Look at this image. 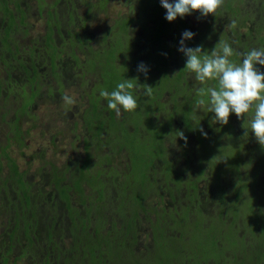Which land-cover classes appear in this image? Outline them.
Segmentation results:
<instances>
[{
  "label": "flooded vegetation",
  "instance_id": "1",
  "mask_svg": "<svg viewBox=\"0 0 264 264\" xmlns=\"http://www.w3.org/2000/svg\"><path fill=\"white\" fill-rule=\"evenodd\" d=\"M28 1L29 0H0V13H3V21L1 22L0 27V54L3 56L1 58V63L3 66L5 61L14 63V68L12 66V68H10L9 64L6 66L7 70H9L6 71V73L10 72L11 77H13V72L22 73L26 77V83L23 86L19 85V91L22 88L26 90L27 86H29V90L34 87L37 88L42 85V80L47 79L49 75L51 77V71L56 70L55 66L60 63L65 64L68 61L67 59L69 58H67V55L65 54L67 48H70L72 56H74L77 52L74 44L89 43L98 46V42L102 40L101 36L95 38L94 36L80 33L79 31L85 29L87 22L92 16H94L96 10L100 11L99 0L96 4L90 3L86 0H34V5H31V0L30 3ZM107 1L109 0H104V7ZM142 1L149 2V0ZM142 1L127 0L125 2L124 6L127 7V11L124 15L120 16L118 24L120 25V22L126 19L128 21L131 19L133 22L125 26L122 31L117 32L119 39L115 40L114 48L109 47L102 54L105 58L104 69L111 70L116 67L118 60L122 58L121 56L125 55L120 49L127 47L129 42L134 49L130 52L132 54L131 56L138 55L137 57L140 61H142L143 57H147V60L149 57L150 59L151 57L156 59L159 56L160 51H157V49L154 50V47L156 48V44L162 45V42L158 41L163 40L166 37L171 39L172 44H176V49H178L181 34L185 30H190L195 33L191 40L185 41L186 46L194 48L200 45L202 46L203 51L209 53L219 40L227 41L237 53L247 52L252 48L264 49V0H224L223 6L218 9L214 15L209 14L206 17H202L199 12H193L191 15H186L183 18L177 17L172 22L167 21L163 16L160 20L158 19L153 22L146 19V22L141 24L135 19L138 18ZM171 2H173V0L170 1V3ZM77 3L83 6V11L81 13L76 6ZM10 6L13 7L14 12H12ZM162 11H164L163 13H166L165 9ZM36 16H44V33L40 40H29V43L32 46L28 47L23 42V39L27 38L29 29L32 26L29 21L32 17ZM232 20L236 21L235 27H231L230 25V21ZM116 22L117 20L115 23ZM135 26L136 28H134ZM145 28L146 32L144 31ZM134 32L136 33L134 34ZM104 35L106 34L104 33ZM129 36L131 40H135V42H127ZM37 42H41L40 53L37 50L38 47L35 46ZM112 42L113 41H111L110 38L105 41L106 44H111ZM218 47L219 45H217V48ZM47 50H49V52ZM141 50L142 53L139 55ZM115 51L117 53H115ZM78 56L83 58L82 55H78L77 53V57ZM168 57H170L168 60L158 64L160 68L165 70L171 67L172 69H175V72L182 70L180 67L176 70V66L184 65L183 58L178 56L177 52H175L174 55H168ZM230 59L235 63H239L241 57L234 54ZM256 67L264 72V66L256 65ZM160 70L162 69H154L151 72H158ZM48 71L50 72L48 73ZM159 73L160 72L157 74L159 75ZM165 74L168 75V73H163V75H159L157 78L160 79L163 76H165L164 78H168ZM68 75L72 82H77L80 88V97L85 101L84 107L79 114V118L82 119L81 115L84 111L94 109L99 113L98 120L101 125L104 122V118L110 116V109L107 107V101L99 96L101 90H96V84L101 80L100 76H94L86 67L77 66L73 71H70L67 76ZM89 76L96 77L97 81L89 83ZM13 78L17 80V78ZM178 78L179 83L177 84V88H182L184 94L176 98L177 103L176 99L172 103L170 102L169 99L171 94L168 91L162 94L152 93L150 96H145L144 91L140 90L141 88H139V85H135L137 93L141 92V95L144 98L138 99L139 105L148 109L146 101L152 99L153 108L151 110L159 109L160 104L163 103L171 108L170 110H173L175 119L180 116V112L186 113L189 116V122H179V127H181L179 129L180 131L184 130L188 141L187 151V148H182V145L179 143L181 153L178 157H182V166L178 168L179 172L176 168V162L174 161L171 162L174 168L173 173L175 174V177L173 176V178L171 176L166 177V175H163L162 173L168 170L162 166L161 168L158 166L157 169H161L160 174L151 173L148 178L156 179L161 184L155 186L152 185L154 187H150L148 194L145 193V190H137L136 192L138 195L145 196V222H148L151 228L156 222L158 223L163 220L164 222L168 221L167 224L169 223L172 225L168 226L169 228L166 227L165 232L168 235V233H171L170 230L174 228V220H179L180 223L183 224V222H185L186 214H190L191 212H194L195 209L199 208L200 210H205L212 217L218 216L220 212L226 213L227 219L223 228H227L228 226H226V224L232 221L231 207L234 209V207L237 206L239 210L238 212L244 214L242 211L243 209L245 210V206L242 205H245V199H247L246 194H248L250 188L253 187V192L257 197L250 198L254 201H251L253 202L251 204L253 205V208L255 207L259 212L261 211L262 215H264V194L261 196L258 192L255 193L256 189L263 190L264 193V160L260 159V157L264 155L258 154V150L263 148V146L257 142L250 128L246 130L247 132H242L243 129L239 126L241 121H243V117L238 119L236 115L232 113L225 126L213 122L214 113L208 112L207 108H202L198 111L194 109L197 101L201 99L200 97L197 99V95L201 89L206 90L208 86H216L218 84L217 81L209 80L206 84H200V82L195 80V75L185 68H183L182 74ZM6 80H8L7 76L5 81L1 80L0 83L1 103H5V99L8 100L9 98V96H5L7 95L5 91L8 92L10 88L18 90L16 88L17 86H15V82L18 80L13 81V79H10L9 83H6ZM171 92L176 94V84ZM202 98L206 103L208 102V96L206 94L202 96ZM91 105L93 107H90ZM250 113L251 114L246 115L248 122H250L251 116L253 115L252 112ZM83 121L84 120H81L82 126ZM174 124L176 125V120ZM228 124H231L232 127H235V130L238 129L241 132L239 137H236L235 134L231 135L230 132H228ZM73 125H77V122H73ZM101 127L103 128V125ZM221 127L223 128V131L219 133ZM200 128H203L204 132L207 133L206 138L202 136L199 131ZM245 133H247V135H245ZM96 136L99 138L98 140H95V135H91L90 133L87 137H84L83 144L89 139L87 142L89 144L88 147L85 148L84 144L81 151L77 152L74 158L71 159L72 161H67L63 166L69 165L68 167L72 171L79 166L84 165L90 167L88 169L89 171L91 169L94 170L95 168L98 170L99 167L97 166V161L101 159L102 154H106L107 149L104 145V148L100 147L101 151L98 153L97 147L102 143L104 144V142L106 143L107 140H105V135ZM211 138L218 139L224 149L228 148L227 145L230 142L234 147L238 148V150L234 148V151H232L235 152L234 155L229 149L226 150L232 155H229L223 149L222 156H227L228 159L231 158L230 156L236 157V155L243 157L240 168L236 170L235 168L232 169L233 167H228L226 163H224L223 158L220 165L216 161H213L211 159L214 153L213 151L218 152L220 150L222 152L221 148L215 144L214 146L207 147L209 160L198 165L197 151L200 152L202 145L199 143V139L202 141L207 140L208 144ZM190 141H193L194 144V147L191 149H189ZM237 142L238 144L236 145ZM174 158H171V160ZM51 166L53 165H50V169ZM75 172L78 176L79 173L77 171ZM19 173L23 174L22 185L30 186L28 191L30 192V199L27 201L26 206L24 205V210L22 203L20 202V191L16 193V188L12 189L11 187V190L9 188L6 192V199H8V202L4 204L5 206L10 205L13 200L18 204L17 207L19 205L21 206L17 208L18 217L16 219L19 223H14L13 225L6 227L8 230L4 233V240L7 241L9 246L8 248H5L4 251H0V264H2V261L4 260H6V264H16V262L22 258H28L27 261L29 264H44L45 260L49 261L50 264H63V259L60 257L59 253L56 250H52V245L55 242L54 239L58 238V235H63L65 237L68 236V238L71 239L72 237L70 235L72 231L70 229L73 230L74 227L79 229L82 221H84L83 225L87 227V223L92 221L89 216L90 214L96 216L94 221H97V224L92 231L87 230V232H93L94 235H102L103 233L100 231L102 226L104 227L105 223L114 219L115 214L112 213L110 208L112 207L111 201L92 199L90 197L83 199V195L80 198L78 195L74 194L73 189L69 190L66 187H62L66 190H62V192L66 197L67 210L63 203L57 202L58 206L54 205V203H56L54 200H60L58 191L55 190V186H58V183L59 186H73L70 183L67 184L66 181L60 182L58 177L61 176L58 174H55V179H53L50 172L43 174L39 169L38 175L46 177L44 181L42 180V182L45 183L44 186L51 187L50 193H47L41 191L40 187L33 192L34 189L32 183L26 178L28 171L19 170ZM199 173L202 178H199ZM247 175H249V177H247ZM214 177H217V179L213 182L212 178ZM99 179L102 182H106L105 177L100 176ZM243 182H245V184ZM85 184L83 186H88ZM200 184H202V186H200ZM218 184L220 185L217 186ZM234 184H237L238 186H235ZM261 184L262 186H259ZM111 185L112 184H107L105 186ZM219 188L224 190L226 196L219 191ZM247 190L248 192H246ZM11 191L15 198L11 197ZM180 196L187 199L189 206L183 208V199L178 200V197ZM199 196H203L201 198L204 200L203 207L198 206L200 202L198 200ZM72 201H74L76 205L75 207L72 206ZM147 201L151 202V206L146 204ZM49 202L53 204H50ZM85 203L87 204V207L84 206ZM257 203L258 205H261L258 208L256 206ZM176 204H179L178 210H176ZM51 206L55 207L56 216L54 215ZM99 206L102 207V210L100 211L98 210ZM60 208H63L65 211L62 212V216H65L68 219V224L65 230L59 226L57 222V211L58 209L60 210ZM176 216L179 218H176ZM16 225L17 227H15ZM137 226L138 225H136V227ZM150 228L148 232L149 237L147 236L148 238H151ZM39 229H42V231H39ZM255 232L256 231H253V233ZM244 233L245 231L241 230L240 234ZM137 236L139 237L138 233ZM213 240L216 239L211 237V241ZM247 240H249V238L244 234L243 241ZM19 243L21 245H19ZM150 244L148 242L145 246L150 248ZM58 245L57 248H59L62 253L68 248V246L62 247L61 245ZM139 246L136 247L139 248ZM14 247L19 248L20 252L18 257L14 256L10 259ZM146 247L140 249H146ZM242 250H245V248H230L226 251L225 256H228L230 252H237L243 256L238 264H247L250 257L249 259L246 258V254ZM69 256H71V254L68 255V257ZM221 258L222 256H220L219 260ZM224 264L233 263L227 261Z\"/></svg>",
  "mask_w": 264,
  "mask_h": 264
},
{
  "label": "trees",
  "instance_id": "2",
  "mask_svg": "<svg viewBox=\"0 0 264 264\" xmlns=\"http://www.w3.org/2000/svg\"><path fill=\"white\" fill-rule=\"evenodd\" d=\"M149 3L150 9L147 10V13L143 9L141 21L145 19V23L147 18L153 22L158 19L160 20L163 16L165 19V13L162 11L164 8L161 6L160 1L149 0ZM144 23L142 22L141 24ZM111 37L112 34H110L109 37L107 35L101 36L102 40L98 42V46L89 43L74 44V47L77 49L74 56H72L70 48H67L65 54L69 59H67L68 61L65 64L60 63L55 66L56 70L51 71V77L49 75V78L52 80L51 83H47L48 86H44L42 83V85L37 88H30L29 91H26L24 88L20 91L12 88H10L8 92L5 91V93H7L6 97L10 95L13 96L15 104L14 107L11 106L6 109L8 113L12 114L9 121H6V125L9 129L6 133L8 135L6 141L7 144L5 146L0 145V163L1 158L4 157L8 169V175L5 178H0V192L2 189L5 191L9 190V187L7 186L8 184L12 189L16 188V193L20 191V202L22 203L24 210L27 201L30 199V192H28L30 186L22 185L23 174L19 173L16 160L10 156L8 151L14 143L19 148L25 146L24 139L27 132L21 129L20 122L31 115V108L37 100H40L43 97H48L47 99L49 101L60 99L62 96V89L67 85L68 80L70 81L69 75L67 76V74L70 71H73L76 66L86 67L90 73L96 77L102 76L101 74L106 73L108 79L105 80L106 89L104 90L109 92L115 90L118 83L114 82L112 79L114 69H104L105 58L102 55L107 48H114L115 40L111 44L105 43V41ZM125 48L120 50L123 51ZM77 53L78 55H82L83 58H80L79 56L77 57ZM115 53L117 52L115 51ZM137 56L134 55L133 58L137 59ZM5 63L6 66L9 64L10 68L14 65L13 62L5 61L4 66ZM158 67L160 69L159 65ZM49 72L50 71H48V73ZM6 76L8 78L6 83H9L10 79L17 81L10 76V72L6 73ZM164 77L165 76L161 77V79H165ZM1 80L5 81V79ZM178 83L176 82V89H179L177 88ZM43 87H45V89L42 91ZM198 97L202 98L201 91L198 93L197 99ZM8 100L5 99V103H7ZM5 106L7 107V104H5ZM90 107L93 106L91 105ZM141 107L143 106L140 105L136 111ZM146 110L150 120H154V123L152 122V126H149V123L144 127V130H141L137 125H127L131 112L121 110V114L117 116L115 111L110 109V116L104 118V122L101 125L98 120L99 113L96 110L90 109L83 112L81 117L82 120H84L82 126L84 132L86 134L90 133L91 135H95V140L99 139L96 135H105V140H107L106 143L104 142L107 149L106 154H102L101 159L97 161V166L99 167L98 170L95 168L94 170L91 169L89 171L88 169L90 167H87L86 165L79 166L73 171L69 169V165H62L60 167L51 166L50 175L53 179H55L54 175L58 174L61 176L58 177L60 182L66 181L67 184L70 183L73 185L59 186V183L57 182L58 186H55V190L58 191L59 198L63 202L60 200H54L56 201L54 205L58 206L57 202L63 203L67 210L66 197L62 192V190H66L62 187H66L69 190L73 189L74 194L78 195L80 198L83 195V199L90 197L92 199L111 201L112 207L110 208L112 213L115 214L112 221H115L120 225L121 232H117L115 236L111 237L104 236L103 234L94 235L93 232H87V227L83 225L84 221H82L79 229H77V227H72L73 230L70 229L72 231L70 235L72 238L68 248L64 250V253L57 248L58 244L55 242L52 245V250H56L59 253L60 257L63 259V264H224L227 261L233 264H238L243 257L241 254L230 252L228 256H225V253L230 248L237 247L242 249V247H244L245 250L242 251L245 252V257L248 259L250 257L247 264H264V215H262L261 211L259 212L255 207L253 208L251 206V208L245 206V215L238 212L239 210L237 206L234 207V209L231 207L232 221L226 224V226H228L227 228H223L227 219L226 213L220 212L218 216L212 217L205 210H200L199 208L195 209L194 212H191L190 214H186L185 222H183V224H181L179 220H174V228H172L176 230L170 228L171 233H168V235L165 232L166 227L171 226V224H167L168 221L164 222V220L158 223L156 222L150 228V239L152 243L150 244V248L146 247V249H140L136 247L139 242L137 236L139 228H137L136 225H140L141 221L146 219L144 215L145 196L138 195L136 192L137 190H145V193L148 194L150 187L161 184L156 179L148 178L149 174L152 173L148 164H151V167L156 164L153 167L156 169L158 166H160V168L161 166L166 168L168 171H164L162 174L166 175V177L171 176L173 178L175 174L173 173L174 168L171 163V158L176 157V142L179 141L180 145H182L181 147L184 149L188 147V141L185 145L183 140L176 137V131H180L179 128H181L179 127V122H189L188 114L180 112V116L175 119L173 110H171V113H165V111H160L159 109L148 111L146 108ZM249 114L251 113L249 112L246 115ZM246 115L239 126L243 129L242 132L250 128V122L247 121L248 119L246 118ZM175 120L176 125L174 124ZM102 125L103 128L101 127ZM72 129V132H75L76 125H73ZM127 131L131 135V138L125 135ZM182 131L184 133V130ZM134 134L141 136V140L138 141L137 138L132 140ZM240 134L241 132L236 129V137H239ZM184 135L186 136L185 133ZM145 137H147V140L144 141V148L139 150L138 145L142 144ZM117 139L120 142H118ZM212 139L213 138L210 139L208 144L207 140L202 141L199 139V143L202 145L201 149L199 148L200 152L197 151L198 165L209 160L207 147L214 146L215 144L221 148L222 152L220 150V152L213 151L214 153L211 158L213 161H216L220 165L223 158L224 163H226L228 167H233L232 169L235 168L236 170L240 168L243 157L236 155V157L230 156L231 158L228 159L227 156H222L224 148L218 139ZM88 140L89 139L84 143L85 148L89 145L87 143ZM228 144L232 145L231 142ZM237 144L238 142L236 145ZM104 145L100 144L99 147H97L98 153L101 151L100 147L104 148ZM236 149L238 150V148ZM187 150L188 148L186 151ZM224 150L229 155L235 154V152L230 151L231 154L228 150ZM258 154L264 155V146L258 150ZM152 157L153 160L150 162ZM260 159L264 160V156H261ZM75 171L79 173L78 176ZM247 173L250 174L249 172ZM100 176L105 177L106 182H102L99 179ZM198 176L199 178H202L200 173ZM216 179L217 177H214L212 178V181L214 182ZM85 183L88 186H83ZM107 184L112 185L105 186ZM219 185L220 184L217 186ZM219 191L226 196L224 190L219 188ZM49 203L53 204L51 202ZM101 208L102 207L99 206L98 210H102ZM52 209L56 216L55 207H52ZM16 223H19V221ZM112 224L113 227L114 222H112ZM15 227H17V225ZM241 230L245 231L244 234L248 236L249 240L243 241L244 234H240ZM201 231L208 233H199ZM253 231L256 232L253 233ZM110 232L111 230L107 235H110ZM194 233L198 238V244H196L198 248L196 251H187L184 249L185 244L183 241H191ZM216 233L220 239H216ZM62 237L63 235H58V239H62ZM211 237H214L216 242H213V245L210 247L205 246L204 248H200L204 242L207 243L211 241ZM70 254L71 256L68 257ZM220 256H222V258L219 260ZM2 264H6V260L2 261ZM44 264L50 263L45 260Z\"/></svg>",
  "mask_w": 264,
  "mask_h": 264
},
{
  "label": "rangeland",
  "instance_id": "3",
  "mask_svg": "<svg viewBox=\"0 0 264 264\" xmlns=\"http://www.w3.org/2000/svg\"><path fill=\"white\" fill-rule=\"evenodd\" d=\"M86 1L96 4L98 0H86ZM99 1H100V7H99L100 11L96 10V12L94 13V16H92L87 22L84 30H79V29L78 30L80 31V33L88 34V35L94 36L95 38H99V36H103L105 33L108 37L110 34H112V37L110 38L111 41L119 39V35H117V32L122 31V29L125 28V26L133 22V20L131 21V19L129 21L126 19V20L121 21L120 25L118 24V19L120 18V16L124 15L125 12L127 11V7L124 6L127 0H109L105 3L106 4L105 7H104V0H99ZM170 1L172 0H169V2ZM28 2L30 3V0ZM34 4H35V1L31 0V5H34ZM76 6L79 8V12L81 13L83 11V6H81L78 3L76 4ZM10 9L12 10V12H14V9L12 6H10ZM143 9L147 13V10L150 9V3L147 1L142 2V5L139 9L138 18L135 19L138 23H142V22L144 23L145 19L141 21ZM2 15L3 13H0V27H1V22L3 21ZM116 20L117 22L115 23ZM29 22L32 24V26L29 29L27 38L23 39V42L28 47H31L32 45L29 43V40H32V39L40 40L42 38L41 36L44 33V28H45L44 16L32 17ZM134 28H136V26ZM134 30H137V29H134ZM144 31L146 32V28L144 29ZM135 33L136 32H134V34ZM129 41L135 42V40H131L130 36L127 42ZM158 42H162V45L156 44V48L154 47V50L157 49V51H160L159 56L156 59L154 57H151L150 59L149 57L148 60H147V57H143L142 61H140L138 57L136 59V58H133V56H131L132 54L130 52L134 49L129 42L128 46L125 49H123V52L125 53V55L121 56L122 58L118 60L116 67L113 68L114 73H113L112 79L114 80V82H117V83L123 82L125 81V79H131V82L134 85H139V88H141L140 90L145 91L146 85L149 87H152V93L162 94L168 91L171 94L169 100L172 103L177 97H180L182 96V94H184V90L182 88L176 89V94L172 93L171 91L175 88L176 82L177 83L179 82L178 77L181 76L183 68H185V63H186L187 58L183 55V53L179 52L176 49V44H172L171 39L166 37L163 40H159ZM40 45H41V42H37L35 44V46L38 47L37 50L39 53L41 49ZM47 51L49 52V50ZM175 52H177L178 56L182 57L184 60V65L176 66V70L178 67L182 68V70L175 72V69L174 68L172 69L170 66H169L170 68H168L167 70L160 68L162 70L158 71L160 72L159 75H163V73H168V75L165 74L166 76H168V78L158 79L157 78L159 76L157 74L158 72H151V71H153L154 69L158 70L159 67L157 65L161 64V62L163 63L164 61L168 60L170 58L168 57V55H174ZM141 53H142V50L139 52V55ZM2 57L3 56H1L0 54V83H1V79H6V71H9L1 63ZM141 62H143L149 69L147 73V77H145L143 73L137 71V66ZM5 66H6V63H5ZM101 75H102L100 76L101 80L99 81V83L96 84V90L106 89L105 80L108 79L107 74L105 73ZM13 77L17 78L18 80L15 86H17L16 88L19 91V88H20L19 85L23 86L26 83V77L22 73H19V72H13ZM48 81L49 83H51V78L48 77L47 79L42 80V83L44 84V86H47L49 84ZM96 81H97L96 77L94 76L88 77L89 83H94ZM44 89L45 87H43L42 91ZM26 90L29 91V86H27ZM129 91L132 92V94L136 97V99H141V98L144 99L141 95V92L137 93L135 88L130 89ZM64 95H69L73 97L75 100V104L74 105L65 104V102L62 100V97ZM47 98L48 97H43L42 99L37 100V102L33 104L31 108V115L20 122L21 129L27 132V134L25 135V139H24L25 146L22 148H19L14 143L8 149V151H9L10 156L16 160L19 170L28 171L26 178L28 179L29 182L32 183V186L34 189L33 192H35V190L38 187H40L41 191L50 193L51 187L44 186L45 183L42 182V180L44 181L46 177H44L43 175H38L39 169L41 173L45 174L51 171L50 165L60 167L64 165L67 161H72L71 159L74 158L76 153L81 151V149L83 148V145H84L83 139L84 137H87L88 134L84 132L82 128V123H81L82 119L79 118V114L84 107L85 101L84 99L80 97V88L76 81L72 82L71 80L70 81L68 80L67 86H65L62 89V96L60 97V99L49 101ZM8 99H9L8 100L9 103L8 102L1 103L2 101L0 99V145L2 146H5L7 144L6 141H7L8 135L6 133L9 131V129H8V126L6 125V121H9V119L11 118L10 116L12 114V113H8L6 109L10 108L11 106L14 107V104H15L14 98L12 95H10ZM152 103H153L152 99H148L146 101L148 111H150L153 108ZM176 103H177V99H176ZM5 104H7V107L5 106ZM159 109L160 111H165V113L166 112L171 113V110H170L171 108L167 107L163 103L160 104ZM75 121L77 122L76 131L72 132L73 122ZM152 122L154 123V120L152 121L150 120V117L148 116V112L146 108L141 107L138 111L131 112L130 119L128 120L127 125L129 126L137 125L141 130H144V127L147 126L149 123H150L149 126H152L153 125ZM228 125H229L228 132H230L231 135L235 134V127H232L231 124H228ZM222 131H223V128L221 127L219 129V133H221ZM125 135L131 138L130 137L131 135L129 134L128 131L126 132ZM138 136L139 135L134 134L132 140L137 138V140L140 141L141 136L139 137ZM146 140H147V137L144 138L141 145H138L139 150H142L144 148V141ZM117 141L120 142L118 139ZM193 147H194L193 141H190L189 149ZM227 147L228 148L226 149H229L230 151H234V146L228 144ZM180 153H181V147L179 146V141H178L176 142V158L172 159V161L176 162L177 169L182 166V163H181L182 157H178ZM152 160H153V157L151 158L150 162ZM0 165H1L0 178H5L8 175V169H7V165H6V161L4 157L1 158ZM150 165L151 164H148V167H150L149 169H151L152 173L160 174L161 169L153 168L156 164H154L152 167ZM178 172H179V169H178ZM247 177H249V175H247ZM243 183L245 184V182ZM234 185L238 186L237 184H234ZM7 186H9V184ZM200 186H202V184H200ZM259 186H262V184ZM9 188L11 190V186H9ZM253 191H254V187L250 188L249 192L248 190L246 191L248 192V194H246L247 199H245V205H242V206H247L249 208L253 207L251 203H253L254 201L253 199L251 200L250 198L257 197ZM6 192L7 191H5L4 189L1 190L0 192V251L1 252L4 251V249L8 248L9 246L7 241L4 240V233L8 230L6 227L11 226L17 222V219H16L18 215L17 208L21 206L19 205L17 207L18 204L15 202V200L11 201L10 205L5 206L4 204L8 202V199H6L7 198ZM256 192H258L261 196H263L264 194L263 190H260V189H256L255 193ZM11 197L15 198L12 191H11ZM202 197L203 196H199L198 198V200L200 201L198 205L199 207H203L204 200L201 199ZM184 198L183 196H180L178 197V200L183 199L182 206L183 208L184 207L186 208L187 206H189V202L187 201L186 198L185 199ZM71 204L74 207L76 206L74 201H72ZM146 204L151 206L150 201H147ZM84 206L87 207V204L85 203ZM256 206L258 208L261 205H258L257 203ZM178 207H179V204H176V210H178ZM62 212H65L63 208H60V210L58 209L57 222H58V225L61 226L65 230L68 224V219L65 216H62ZM242 212L244 213L245 210L243 209ZM263 212H264V209H263ZM89 216L92 219V221H89L87 223V227H88L87 230L92 231V229L96 226L97 221H94L96 219V216L94 214H90ZM176 218H179V217L176 216ZM112 222H114L113 227H112L113 225ZM137 228H139L138 246L140 245L139 248L146 247L145 245L148 242L149 244L151 243L150 238H148L150 224H148V222H145V220H142L140 225L137 226ZM110 230H111L110 235H107ZM39 231H42V229H39ZM100 231L103 233L104 236L111 237V236H115L117 232L118 233L121 232V229H120L119 224H117L115 221L109 220V222L104 224V227L102 226ZM199 233L207 234L203 231ZM216 237H217L216 239H220L218 238L217 233H216ZM54 241L57 242L62 247H67L71 239L68 238V236L67 237L63 236L62 239L55 238ZM213 242H216V240L209 241L207 243L204 242V244L200 246V248H204L205 246L210 247L211 245H213ZM183 243L185 244L184 249H186L187 251H196L198 248L196 245L198 244V238L195 233L192 235L191 241L184 240ZM19 245L21 244L19 243ZM19 252H20V249L17 247H14L12 249V254L10 256V259H12V257L14 256L18 257ZM27 260L28 258L26 259L22 258L18 262H16V264H29Z\"/></svg>",
  "mask_w": 264,
  "mask_h": 264
},
{
  "label": "clouds",
  "instance_id": "4",
  "mask_svg": "<svg viewBox=\"0 0 264 264\" xmlns=\"http://www.w3.org/2000/svg\"><path fill=\"white\" fill-rule=\"evenodd\" d=\"M224 0H160L161 6L166 10L165 19L169 22L177 17L183 18L193 12H199L202 17L215 14L223 6ZM231 27L236 26V21H230ZM195 33L185 30L181 34L178 51L187 58L185 68L195 75V80L206 84L209 80L217 81L216 86L201 89V96H208L206 103L203 98L194 106L196 111L207 108L214 113L213 122L226 125L230 114L234 113L238 119L252 112L250 129L257 142L264 146V72L256 65L264 66V49L252 48L247 52H236L227 41H220L211 50L203 51L202 46L188 47L186 40H191ZM217 45L219 47L217 48ZM239 55V63L233 62L230 57ZM137 71L147 77L148 67L141 62ZM135 85L131 79L117 84L115 90L109 92L101 90L99 96L107 101V107L119 116L121 110L125 112L136 111L140 105L130 89ZM152 94V87L146 85L145 96ZM62 100L67 105H74L75 100L69 95H64ZM202 136L207 133L200 128ZM247 135V133H245ZM176 137L187 144V137L183 131H176Z\"/></svg>",
  "mask_w": 264,
  "mask_h": 264
}]
</instances>
